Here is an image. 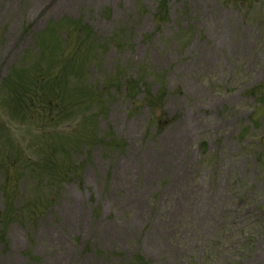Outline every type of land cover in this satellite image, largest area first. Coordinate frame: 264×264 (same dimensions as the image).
Masks as SVG:
<instances>
[{
  "label": "rangeland",
  "instance_id": "374dc122",
  "mask_svg": "<svg viewBox=\"0 0 264 264\" xmlns=\"http://www.w3.org/2000/svg\"><path fill=\"white\" fill-rule=\"evenodd\" d=\"M0 264H264V0H0Z\"/></svg>",
  "mask_w": 264,
  "mask_h": 264
},
{
  "label": "trees",
  "instance_id": "16d2710c",
  "mask_svg": "<svg viewBox=\"0 0 264 264\" xmlns=\"http://www.w3.org/2000/svg\"><path fill=\"white\" fill-rule=\"evenodd\" d=\"M46 47H43L42 44L39 46V50H38L39 55L35 59V62L36 61L38 62V60L42 58V54H44V52L47 50ZM50 50L53 51L54 49L50 48ZM87 56L88 55L86 53L83 55L80 52H76L74 55H69V56L58 55V57L52 61V64L50 65L51 67H48L44 71H40V74L38 76H41V79L46 78L45 83L49 86L50 89L53 90V96H54L55 100L58 98V95L61 91L60 90L61 85L63 83L67 82L68 76L70 78V77H74L76 74V78L84 80L83 71H84V66H85V59L86 60L88 59ZM79 57H82V58L77 62L76 59ZM58 66L60 67L61 72H63L62 73V79L63 80L66 79V82L61 80V79L58 80L59 76L57 74L51 77V73H53L55 71V68H57ZM19 72L23 73L24 76H26L27 79L30 81H31L32 75L36 74L34 72L33 65L28 69L18 70L15 73L19 75ZM9 81H10V79H9ZM37 83H39V81L35 82L36 85H37ZM83 87H84V90H80L79 94H81L84 91H87V87L86 86H83ZM32 88H33V82L32 81L30 83V86L25 85V83H23V82H18L16 84L15 96H14L15 98L14 99L11 98V101L13 102V106H14V107L12 106V109H13L12 111H14V113L16 115H17V112L23 113L25 111V106H29L30 102L25 98V95L29 94V92L32 90ZM82 97L84 98L85 101H90L91 98L93 97V95L90 93L88 95H86L85 93H82ZM51 102H52V99L49 100L47 102V104H51ZM47 163H50V162L47 161ZM38 173H41L39 177L43 178L44 180L49 178V177H51V178L55 177L54 173L51 174L50 172H48L47 174H44L41 170L40 164L38 166ZM55 181H56L55 179H53V178L51 179V182H55Z\"/></svg>",
  "mask_w": 264,
  "mask_h": 264
}]
</instances>
